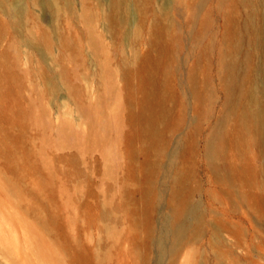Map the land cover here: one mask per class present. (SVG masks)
Returning a JSON list of instances; mask_svg holds the SVG:
<instances>
[{"label": "rangeland", "instance_id": "rangeland-1", "mask_svg": "<svg viewBox=\"0 0 264 264\" xmlns=\"http://www.w3.org/2000/svg\"><path fill=\"white\" fill-rule=\"evenodd\" d=\"M112 1L122 5L113 24L105 17ZM247 1L151 0L147 18L133 0H0V264H43V248L61 264H264V204L252 211L250 198H241L260 191L240 181L228 191L205 154L220 117L229 115L224 129L233 133L230 113L252 99L242 91L264 88V48L250 43ZM168 2L167 32L150 42L146 28ZM142 19L147 27L136 41L128 25ZM222 59L238 64L232 89ZM141 64L158 72L166 108L185 120L167 132L163 156L146 155L128 118L143 95L132 92ZM258 98L264 103V92ZM188 147L194 176L182 204L202 223L195 239L160 257L156 240L170 213L164 173L172 152ZM261 156L257 148L247 152L259 169ZM157 158L155 230L146 238L145 165Z\"/></svg>", "mask_w": 264, "mask_h": 264}, {"label": "bare ground", "instance_id": "bare-ground-1", "mask_svg": "<svg viewBox=\"0 0 264 264\" xmlns=\"http://www.w3.org/2000/svg\"><path fill=\"white\" fill-rule=\"evenodd\" d=\"M133 1L138 7L139 12H141V16L146 15L148 18L146 10L151 0ZM247 3L249 5L248 25L251 29L250 43L253 47L261 50L264 48V23H257L256 20L260 17L261 21L264 22V0H248ZM110 4V13L105 17L108 22L113 24L115 20L113 13L122 7V5L115 1H112ZM130 8H132V4L129 5V9ZM170 9H172L170 2L156 8L153 14L154 24L152 23L149 26V30L146 28V35L150 42L155 40L154 43H157L159 37H163L164 32H167V29L163 27L161 22L163 16H170ZM145 25L147 27V21L145 20L144 23V19L137 21V24L132 20L128 25L129 35L133 36L135 34L136 41L142 38ZM88 27V29H92L91 25ZM89 34L92 47L98 51L100 46L99 39L95 37L91 31H89ZM157 36L158 40L156 39ZM227 53L226 50L221 56L224 58ZM137 57L138 53H135L133 60ZM154 60L155 64H157L161 60V56H158ZM222 63H225L223 59ZM222 63L220 69L221 67L222 70H225V68L227 69L228 87L232 89L234 74L238 64L235 60H230L229 63H225L224 66ZM157 76L158 72L155 70L150 71L145 64H141V69H136V88L132 90V92L133 94L137 92L143 95L136 102L137 107L135 106V109H131L128 118L131 124L133 123L137 129L136 133L139 144L143 146L146 155L150 152H154L157 154L161 153V156H163V153L167 154L171 147L166 137L167 132L170 130L171 132L177 131L182 127V123L183 121L185 122V120L184 118L182 119V117L174 119L173 111H169L168 108H166L165 96L162 94V86L156 80ZM193 85L195 94H197L198 87L195 85V82ZM110 90L114 91V88L110 86ZM259 92H264V88H258L256 91L253 90L252 94L242 91V95H249L252 99H250L249 104L245 105L244 109L239 112L235 110L230 113L231 118H234L235 121L233 133H227L224 129V124L229 115L220 117L217 128L213 130L206 141L205 148L206 157L212 160L210 164L211 170L216 174L217 178L224 183L228 191H231L233 189L232 187L236 186L237 181H240V185L248 184L260 191L258 195L248 196L242 194L241 196L244 201L250 198L251 210L256 212L258 211L259 204H264V182H262V184L258 182L259 173H264V103L258 98ZM101 100L102 99H100L99 102H101ZM233 100H235L233 105L235 108L238 99L231 98V101ZM253 148L259 149L262 154L263 165L260 169L252 165L250 160H248L247 152ZM218 153L219 155H217ZM171 156L169 168H167L164 173V185L169 189L167 193L169 196L168 203L170 213L164 220V226L162 230H160L156 240V247L158 248L160 257L175 255L180 245L195 239L194 230L196 229V224L202 223L201 215H198L195 209L188 213L186 206L182 204L181 196L184 188H186L187 183L190 182L194 176L191 167L192 155L189 157V147L187 149L178 148L172 152ZM147 158H149V156ZM218 158L224 161L226 160V163L220 165L217 161ZM228 160L230 162H228ZM237 161L240 162L237 163ZM162 168L163 164H160L159 158L154 161L151 160V164H148L146 159L145 171L147 181L144 188V200L149 202H147L146 210L148 214H146V225L143 231L146 238H150L155 230L149 220V211L152 209L150 201H154L158 196L154 194L156 187L154 186L153 180L161 174ZM149 179L151 183H149ZM149 204L150 207H148ZM220 229L221 228H219V230L217 229L215 232H221ZM224 230L230 233H239L228 225L224 227ZM110 233H112L111 230ZM46 249H48V247ZM50 249L49 251H45L43 248V253L41 254L43 262H41L43 264H61L60 260L56 257L57 255H54V251L52 252ZM224 255L226 258L233 257V252L230 247L225 251V254H222V256Z\"/></svg>", "mask_w": 264, "mask_h": 264}]
</instances>
